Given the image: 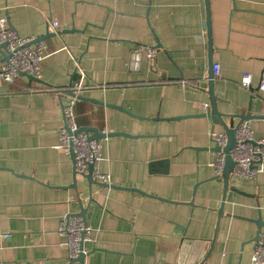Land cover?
I'll return each mask as SVG.
<instances>
[{
  "label": "crops",
  "instance_id": "obj_1",
  "mask_svg": "<svg viewBox=\"0 0 264 264\" xmlns=\"http://www.w3.org/2000/svg\"><path fill=\"white\" fill-rule=\"evenodd\" d=\"M210 17L211 57L205 0H0V19L21 37L60 32L43 41L45 85L0 79V264H80L69 261L58 233L80 213L78 200L93 232L84 264H252L264 169L252 180L231 174L223 201L210 133L225 131L192 115L207 112L210 64H219V111L250 116L255 138L264 137V92L256 90L264 82V0H210ZM73 59L86 75L84 97L139 117L82 100L74 107L79 127L130 135L100 140L99 171L146 195L97 184L89 192L86 178L73 187L71 155L58 145L63 91L80 80ZM245 74L249 90L240 86Z\"/></svg>",
  "mask_w": 264,
  "mask_h": 264
},
{
  "label": "built area",
  "instance_id": "obj_2",
  "mask_svg": "<svg viewBox=\"0 0 264 264\" xmlns=\"http://www.w3.org/2000/svg\"><path fill=\"white\" fill-rule=\"evenodd\" d=\"M58 22L53 21L51 28L55 31ZM35 38H23L13 31L5 18L0 19V44H7L8 61L0 65V79L9 84H14L21 77L22 73H27L35 78H41L42 63L47 58V45L44 42H36ZM144 53L148 59L156 57V50L146 48ZM74 60L75 71L80 75V80L76 81L72 91L75 96L68 97L61 101L63 109V125L59 131V148L67 153L73 151L76 172V178H84L88 174L89 166H93V178L104 184H111L109 175L102 174L99 171V165L102 160V144L100 141L88 138L84 132H79L80 127L75 119V104L79 101L78 97L83 95L85 90V73L80 68L76 59ZM214 75H220V65H213ZM252 75L245 74L242 77L240 86L251 89ZM264 92V82L260 85ZM58 95L61 91L56 90ZM208 105L205 109H208ZM210 139L217 145L221 151L216 153V160L212 163L215 175L221 176L225 167V154L223 150L228 144L225 133H210ZM236 144L231 151V158L235 162L232 177L236 179H255L264 169V137L255 138L251 122H244L237 127L235 132ZM58 233L65 238L64 246L69 250L68 259L70 262L77 260L81 253L87 254L84 250V244L91 241L92 230L88 227L81 216L70 218L65 217L59 225ZM83 244V248H81ZM254 251L251 256L252 264H264V230L254 244Z\"/></svg>",
  "mask_w": 264,
  "mask_h": 264
},
{
  "label": "water",
  "instance_id": "obj_3",
  "mask_svg": "<svg viewBox=\"0 0 264 264\" xmlns=\"http://www.w3.org/2000/svg\"><path fill=\"white\" fill-rule=\"evenodd\" d=\"M206 2V17H207V20H206V24H205V28L207 30V35H208V51L210 52V57H211V54H212V35H211V17H210V0H205ZM9 23V22H8ZM9 26L11 29H13V27L10 25L9 23ZM60 32H54L52 34H50L49 32L46 33L45 35H40L38 37H36V42H43L47 37H54L56 34H59ZM161 46L157 47V48H160ZM0 56L3 58L2 61L3 62H7L8 61V53H7V44L6 43H1L0 44ZM210 61H211V58H210ZM213 63L210 64V74L207 78V94L209 96V107L207 109V112H203V113H200V114H197V115H192V117H204V118H208L211 120V122L215 125V124H219L223 127L224 131H225V134L227 135V140H228V144L226 146V148L223 150L224 154H225V167H224V170H223V173L221 176H219V178L222 179L223 181V193H224V197H223V201L226 200V195H227V191L229 189V183H230V177H231V174L233 173V170H234V167H235V162L233 161V159L231 158V151L233 150V148L235 147V144H236V140H235V132H236V129L237 127H239L241 124L244 123V121H249L250 120V116H241V115H232V116H227V115H224L223 113H221L219 111V108H218V105H217V101H218V98L216 97L215 95V91H216V87H215V75H214V70H213ZM153 68H154V65H153ZM23 77L27 78L29 83H41V84H44L45 83L41 80V78H35L33 77L32 75H29L27 73H22L21 74ZM162 79H166L167 78V74L164 72L162 74ZM182 79V76L180 77ZM75 84V81L72 80L69 87L66 88V90H64L63 92H65L69 97H73L75 96V93L74 91H72V88ZM56 89V88H55ZM56 90H59V89H56ZM257 91L260 90V88H257L256 89ZM60 91V90H59ZM79 100H82V101H88V102H92V103H95L97 105H101V106H105L106 108H115L123 113H127L135 118H139L138 116L134 115L133 113L129 112L127 109H124V108H121V107H118V106H115V105H112L110 103L106 104L102 101H98L94 98H86L84 97L83 95H80L78 97ZM238 118L239 119V123L237 125L233 123H231V125L229 126L227 122H225V118ZM180 118H186V117H179V118H169L167 119L168 121L170 120H180ZM79 132H84L88 135V138L90 140L92 139H95V140H103V139H106V138H109V137H113V136H123V137H127L130 135L129 134H124V133H115V132H109V133H104V132H100L97 128H94V127H80L79 129ZM214 143V142H213ZM212 152H220L221 149L216 145L215 148L213 149H210ZM70 155H71V158H72V162L75 166V160H74V154H73V151L71 150L70 151ZM88 180V184H89V192L91 191V188L93 186V184H97L99 186H102L104 188H120V187H116L114 185H109V184H104V183H99L97 180H95L93 178V166L90 165L89 166V169H88V174L84 177ZM74 188L77 187V178H76V172L74 170ZM120 189H123V190H132V191H136L138 192L139 194L141 195H146L144 194L143 192H141L140 190H137V189H134V188H128V189H125V188H120ZM78 203L80 204V213L78 214L79 216L82 217L84 223L87 225V215H86V212H87V208H84L83 206V203L81 200H78ZM223 207H224V202L221 204L220 208H219V215L221 216L223 214ZM257 227L259 228V231L257 232L255 238L253 239V242L254 244L257 242L258 240V237L259 235L261 234L262 230L264 229V222L262 221V219L259 217L256 221H255ZM81 248H83V244L81 246ZM90 254L87 253V254H84V253H81L80 256L77 258V260L75 261H72V263H77L79 262L80 264H84V261L86 259L87 256H89ZM206 260V257L205 258H202L201 260V263L200 264H203V262ZM180 264V263H179ZM182 264V263H181ZM183 264H187V263H184Z\"/></svg>",
  "mask_w": 264,
  "mask_h": 264
}]
</instances>
